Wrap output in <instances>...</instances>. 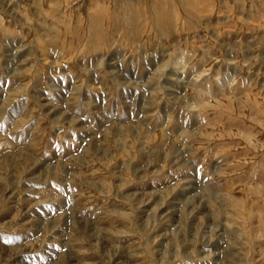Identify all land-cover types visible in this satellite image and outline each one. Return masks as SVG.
I'll list each match as a JSON object with an SVG mask.
<instances>
[{
    "label": "rangeland",
    "instance_id": "obj_1",
    "mask_svg": "<svg viewBox=\"0 0 264 264\" xmlns=\"http://www.w3.org/2000/svg\"><path fill=\"white\" fill-rule=\"evenodd\" d=\"M0 264H264V0H0Z\"/></svg>",
    "mask_w": 264,
    "mask_h": 264
}]
</instances>
